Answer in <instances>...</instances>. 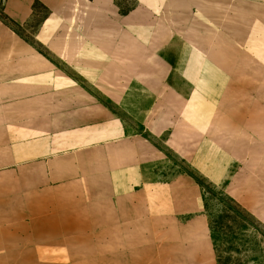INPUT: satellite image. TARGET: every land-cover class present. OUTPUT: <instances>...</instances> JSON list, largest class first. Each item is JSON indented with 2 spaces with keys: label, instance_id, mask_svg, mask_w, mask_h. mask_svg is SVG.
<instances>
[{
  "label": "crops",
  "instance_id": "crops-1",
  "mask_svg": "<svg viewBox=\"0 0 264 264\" xmlns=\"http://www.w3.org/2000/svg\"><path fill=\"white\" fill-rule=\"evenodd\" d=\"M117 1L0 0V5L18 25L30 21L35 4L46 8L35 39L146 132L167 133V145L187 157L191 148L182 142L206 138L202 127L214 118L208 112L221 104L209 101V94L225 91L224 78L237 80L245 92L254 78H264V0H133L124 15ZM96 107L94 98L0 22V124L8 125L12 164L24 173L23 196L9 198L17 214L38 206L41 220H63L67 208L61 201L76 204L83 198L49 197L50 191L119 190L120 213L130 203L133 230L143 234L141 226L158 221L154 205L129 193L145 155L156 154L142 138L125 136L113 113ZM215 121L223 124L218 116ZM33 174L40 180L34 196L27 195ZM101 177L107 182L91 180ZM247 209L264 224V208L249 199ZM180 234L185 264H216L205 216L191 218ZM4 235L0 253L17 250L9 238L35 234L14 229Z\"/></svg>",
  "mask_w": 264,
  "mask_h": 264
},
{
  "label": "rangeland",
  "instance_id": "rangeland-1",
  "mask_svg": "<svg viewBox=\"0 0 264 264\" xmlns=\"http://www.w3.org/2000/svg\"><path fill=\"white\" fill-rule=\"evenodd\" d=\"M117 4L122 12H127L135 2L118 0ZM48 14L46 8L35 4L30 21L18 25L4 18L0 5V19L5 22L0 20L1 23L51 62L70 84L94 98L98 110L113 113L123 124L125 136L142 138L151 146L156 157L145 155L129 195L139 194L145 203L153 204L158 221L153 226L145 223L141 226L143 234L136 233L133 227L136 228L137 222L130 219L135 216V209L129 203L120 213L119 190H112L111 194L104 188L93 187L80 192L70 188L49 192V197L83 198L76 204L61 201L67 208L63 220L55 221L51 216L41 220L42 214L35 208L38 206L17 214L18 208L9 198L23 196L24 173L12 164L8 125L0 124V234L14 229L35 234L9 238L17 250L0 253V264H185L180 233L191 218L199 215L214 220L220 228V264H264V224L247 209L249 199L264 208V78H254L249 92L241 91L242 84L237 80L232 84L231 78H224L225 91L209 94V101L218 100L221 104L214 108L213 114L211 110L208 112L214 118L208 120L206 128L202 127L206 138L193 136L191 141H183L182 146L191 148L190 155L184 157L167 145V133L153 136L146 132L121 107L35 39ZM216 115L223 124H216ZM91 180L107 182V177ZM31 181L33 186L27 195L34 196L40 184L37 174H33ZM107 200L112 204L107 205ZM143 215L147 217L146 210ZM37 232L49 235L44 237Z\"/></svg>",
  "mask_w": 264,
  "mask_h": 264
},
{
  "label": "trees",
  "instance_id": "trees-1",
  "mask_svg": "<svg viewBox=\"0 0 264 264\" xmlns=\"http://www.w3.org/2000/svg\"><path fill=\"white\" fill-rule=\"evenodd\" d=\"M120 13L122 15H124V14L128 13V11L127 12H122L120 10ZM4 18L7 19V17H4ZM0 20L3 21L2 19H0ZM207 223H208V229H209V232H210L211 240L213 242V248H214V252L216 254L217 262H218V264H220V260H219V245H218V240L220 238V228L217 225V223L214 220L210 219V218H208ZM230 249H234V248L231 247ZM235 251H236V249H235Z\"/></svg>",
  "mask_w": 264,
  "mask_h": 264
}]
</instances>
